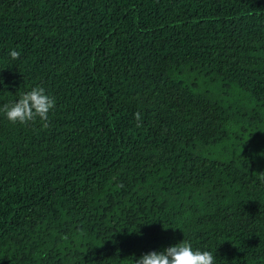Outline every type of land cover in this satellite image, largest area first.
I'll return each mask as SVG.
<instances>
[{
	"label": "trees",
	"instance_id": "1",
	"mask_svg": "<svg viewBox=\"0 0 264 264\" xmlns=\"http://www.w3.org/2000/svg\"><path fill=\"white\" fill-rule=\"evenodd\" d=\"M35 86L47 129L0 114V264H264V0H0V105Z\"/></svg>",
	"mask_w": 264,
	"mask_h": 264
},
{
	"label": "clouds",
	"instance_id": "2",
	"mask_svg": "<svg viewBox=\"0 0 264 264\" xmlns=\"http://www.w3.org/2000/svg\"><path fill=\"white\" fill-rule=\"evenodd\" d=\"M20 51L9 48L8 56L11 60L20 58ZM55 97L51 96L41 86L32 87L29 91L21 92L18 99L12 103L0 105L2 114L12 124L28 125L39 120L41 127H49V114L55 107ZM136 127H142V114L134 113ZM123 187L122 184L117 188ZM133 264H215V257L211 251L194 248L187 240L168 246L163 251H149L133 260Z\"/></svg>",
	"mask_w": 264,
	"mask_h": 264
}]
</instances>
